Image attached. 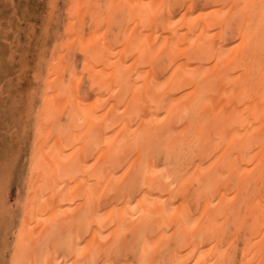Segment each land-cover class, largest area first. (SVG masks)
Returning a JSON list of instances; mask_svg holds the SVG:
<instances>
[{
	"label": "bare ground",
	"instance_id": "1",
	"mask_svg": "<svg viewBox=\"0 0 264 264\" xmlns=\"http://www.w3.org/2000/svg\"><path fill=\"white\" fill-rule=\"evenodd\" d=\"M70 2L8 264H264L260 0Z\"/></svg>",
	"mask_w": 264,
	"mask_h": 264
},
{
	"label": "rangeland",
	"instance_id": "2",
	"mask_svg": "<svg viewBox=\"0 0 264 264\" xmlns=\"http://www.w3.org/2000/svg\"><path fill=\"white\" fill-rule=\"evenodd\" d=\"M49 1L0 0V182L5 178L7 181V193L5 196H0V206H2L0 207V264H2V262L3 264H8L6 258L9 257L12 252L13 248L11 245L14 243L13 241L16 233H18L17 230L20 224V209L22 205L20 201L23 199L24 191H26V184L29 180L33 142L36 137V123L43 116L45 83H47V79L49 78V63L47 62L50 61L55 43L58 42L61 44L64 27L68 26V18L71 14V0H52L50 3ZM87 1L91 2L92 0ZM93 1L101 4L104 0ZM88 10L86 14L88 12L90 13L92 9ZM89 13L87 15L85 14L86 17L84 16V31L89 30V24L91 23ZM87 16H89V19ZM52 20L55 24H53ZM57 21H59L58 24ZM49 24L52 28H49ZM53 26H55V28ZM50 29H52V31H50ZM58 29L60 32L57 41L56 35L53 34H55L54 30ZM44 33H47V35ZM260 53L263 54L264 52L262 53L260 51ZM71 60H73L72 62H74V64H79L81 63L82 57L74 55ZM37 84L39 86H37ZM37 89H39V91ZM22 93L26 95L24 96ZM40 97L42 99H40ZM26 101H28L29 105L26 104ZM31 118L34 123L36 122L35 124L32 123ZM20 124H22V126ZM35 125L36 127H34ZM30 129L31 132L29 131ZM26 130L29 132L26 133ZM28 134H30L31 137ZM25 135L28 138H25ZM23 183H25V185H23ZM9 206L11 209H9ZM16 222H18V224H16ZM7 235H9V237ZM7 239H9L8 242L10 246H8V242H6ZM126 239L127 242L129 241V245H135L136 241L133 240L135 238L130 234ZM240 246H243V242H241ZM241 247H239V249H241ZM123 248L124 247L121 246V249L125 251ZM2 254L4 256H2ZM235 255L238 257L239 253Z\"/></svg>",
	"mask_w": 264,
	"mask_h": 264
},
{
	"label": "snow or ice",
	"instance_id": "3",
	"mask_svg": "<svg viewBox=\"0 0 264 264\" xmlns=\"http://www.w3.org/2000/svg\"><path fill=\"white\" fill-rule=\"evenodd\" d=\"M245 7H252V8H256V7H259L260 9V12H261V16L262 18H264V0H260V4L257 6V5H246ZM7 193V181H6V178L0 182V196H5ZM13 264H18L17 261H13ZM112 264H122V262L120 261H115V262H112Z\"/></svg>",
	"mask_w": 264,
	"mask_h": 264
}]
</instances>
